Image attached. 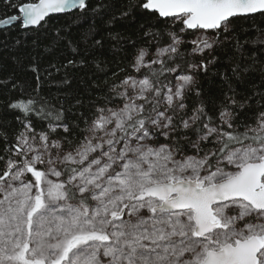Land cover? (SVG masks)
Instances as JSON below:
<instances>
[{"label": "snow or ice", "instance_id": "snow-or-ice-1", "mask_svg": "<svg viewBox=\"0 0 264 264\" xmlns=\"http://www.w3.org/2000/svg\"><path fill=\"white\" fill-rule=\"evenodd\" d=\"M0 3L13 10L0 15L5 34L39 38L58 16L84 26L55 29L54 62L33 58L32 77L12 85L21 127L0 126V264H264V78L240 91L264 29L236 23L264 17V0ZM125 21L136 39L116 30ZM120 46L131 50L122 78L70 120L68 70L100 69ZM209 74L218 95L201 85Z\"/></svg>", "mask_w": 264, "mask_h": 264}, {"label": "trees", "instance_id": "trees-1", "mask_svg": "<svg viewBox=\"0 0 264 264\" xmlns=\"http://www.w3.org/2000/svg\"><path fill=\"white\" fill-rule=\"evenodd\" d=\"M97 0H92L95 4ZM120 10L119 6L113 11L118 13ZM13 10L5 8L0 3V15L11 14ZM139 23H143V19H139ZM239 26L244 29H252L253 25L258 26L259 29H264V17H255L253 20L237 21ZM48 32L42 35L27 34L25 35L22 31L17 28L15 31H10L7 34L0 32V126H4L5 130L11 135L15 130L21 127L16 121L15 117L20 115L18 111L11 110L7 107V102L10 97L16 95L18 88L23 87L24 82L32 77L30 71L24 69L32 63L33 58H42L40 67H44L49 63L54 62L56 58V51L52 53H45L44 49L55 39L52 35L53 31L57 28H70L72 33L75 34L77 31L83 29V25L78 29L75 24V17L69 16H58L54 17L49 21ZM124 29L125 36H131L136 39L139 35L136 24H129L128 22H121L116 25V30ZM257 36L255 30H249L247 36L241 35V40L251 39ZM19 41V43H17ZM63 48V44L59 46ZM130 49L120 46L115 52L105 51L99 56L101 68L97 69L93 67L91 63L85 68L70 69L67 72L69 79L72 80L73 94L71 98L62 100L65 108H71V112L74 115H69L68 118L72 121L77 120V116L80 112H87L91 107L89 103L95 100L97 97L100 98V103H103V98L108 95V86L113 83V73H119L115 76V80L122 78L123 73L119 72L120 69L124 68L129 61ZM224 63L218 65V68L230 67L231 64L227 61V56L231 54L229 49L227 53L221 54ZM248 55L251 58L253 55L259 57L257 61L249 62L255 63L256 71L249 74L245 80V85L240 89L245 96L251 95L253 88L260 84L262 78H264V50L259 48H249ZM63 59V57H61ZM234 63V61H232ZM102 69V70H101ZM63 76V69L60 74L54 73V79H61ZM16 84L17 89L12 87ZM201 85L205 90L211 94H219L220 89L223 87L220 77H215L209 74L208 77H201ZM261 89H264V85H260ZM52 92L57 93L55 85L52 86ZM68 89H64L67 91ZM80 99L82 103L76 105L75 101ZM260 99H264L261 97ZM61 101H57L59 103ZM253 108L248 112L255 110V100L252 102ZM241 118H246V114L242 113ZM38 128L44 127L41 123L37 125ZM83 127V124H81ZM75 131V130H74ZM4 145L0 143V153L3 151Z\"/></svg>", "mask_w": 264, "mask_h": 264}]
</instances>
